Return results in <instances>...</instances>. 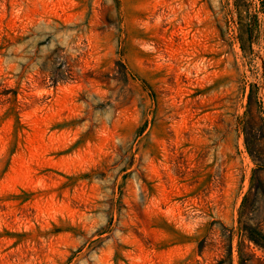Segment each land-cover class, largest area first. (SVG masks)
Segmentation results:
<instances>
[{
    "label": "rangeland",
    "instance_id": "374dc122",
    "mask_svg": "<svg viewBox=\"0 0 264 264\" xmlns=\"http://www.w3.org/2000/svg\"><path fill=\"white\" fill-rule=\"evenodd\" d=\"M0 264H264V0H0Z\"/></svg>",
    "mask_w": 264,
    "mask_h": 264
}]
</instances>
